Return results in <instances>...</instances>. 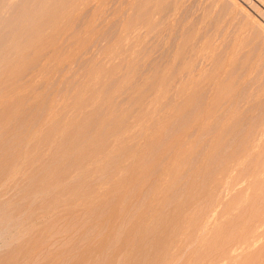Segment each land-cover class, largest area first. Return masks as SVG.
<instances>
[{
    "label": "rangeland",
    "instance_id": "obj_1",
    "mask_svg": "<svg viewBox=\"0 0 264 264\" xmlns=\"http://www.w3.org/2000/svg\"><path fill=\"white\" fill-rule=\"evenodd\" d=\"M0 264H264V0H0Z\"/></svg>",
    "mask_w": 264,
    "mask_h": 264
},
{
    "label": "bare ground",
    "instance_id": "obj_2",
    "mask_svg": "<svg viewBox=\"0 0 264 264\" xmlns=\"http://www.w3.org/2000/svg\"><path fill=\"white\" fill-rule=\"evenodd\" d=\"M6 2V1H5Z\"/></svg>",
    "mask_w": 264,
    "mask_h": 264
}]
</instances>
